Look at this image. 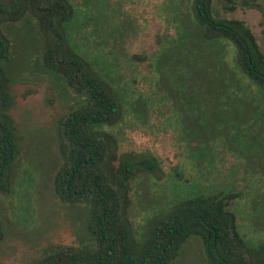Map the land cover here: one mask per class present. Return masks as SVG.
<instances>
[{
    "label": "rangeland",
    "instance_id": "rangeland-1",
    "mask_svg": "<svg viewBox=\"0 0 264 264\" xmlns=\"http://www.w3.org/2000/svg\"><path fill=\"white\" fill-rule=\"evenodd\" d=\"M69 1L77 19L73 30L77 34L70 38L80 54L97 71L114 80L125 98L126 94H141L146 99L138 109L141 117L133 119L137 109L126 104L122 123L111 131L118 141V154L149 152L163 171L157 183L142 178L131 186L128 215L135 230L140 232L153 213L174 200L201 190L228 193L234 185V192L243 196L233 208L241 232L248 239H263L264 215L259 208L264 203V117L257 115L254 123L252 116L257 111L264 112V102L246 105L243 118L251 120L242 121L237 112L244 105H208L205 62L197 59L191 66L186 62L187 70L171 68L178 77L175 90L162 74L168 64L155 60L160 51L167 59L181 52L174 39L178 28H182L180 38L186 36L183 44L188 40V44L195 43L190 35L193 28L188 33L184 26H192L189 3ZM246 4H253V0H213L218 15L241 20L250 28L264 54V0L256 2L258 7ZM178 19L183 21L182 27ZM5 33L11 55L5 68L15 98L10 115L20 153L12 168L11 190L0 194V264H29L49 244H89L85 232L87 208L65 204L53 191V178L61 165L57 122L81 98L41 69L40 40L31 21L7 25ZM205 45L199 48L206 53L208 44ZM232 53L228 44L217 51L219 71L230 78L237 72ZM134 55L140 59L135 61ZM173 264H205L199 242L188 240Z\"/></svg>",
    "mask_w": 264,
    "mask_h": 264
},
{
    "label": "trees",
    "instance_id": "trees-1",
    "mask_svg": "<svg viewBox=\"0 0 264 264\" xmlns=\"http://www.w3.org/2000/svg\"><path fill=\"white\" fill-rule=\"evenodd\" d=\"M257 1L246 6L258 7ZM186 2L190 6L192 26L186 28L180 19L177 22L188 33L193 28L191 40L196 41L183 44L186 36L180 38L182 28L176 29L174 39L181 52L167 59L160 51L155 57L161 64L164 61L168 64L163 76L168 77L176 90L178 77L171 68L187 70L186 62L190 66L197 59L205 62L208 105H244L237 112V118L251 120L243 118L247 112L245 106L264 102V54L255 36L243 21L218 15L213 0ZM226 9L233 10L227 6ZM76 20V10L69 0H0L1 195L11 190L12 168L20 153L10 115L15 98L5 68L11 61L5 27L31 21L40 40L41 69L81 98L57 122L61 165L53 178V191L61 202L87 208L85 232L89 244H49L29 264H173L190 239H196L201 245L205 264H264V238L248 239L238 225L233 208L235 201L243 196L234 192V185L228 193L201 190L185 199L174 200L153 213L140 232L135 230L128 215L131 186L142 178L157 183L163 178V171L158 159L149 152L118 154V141L111 131L122 123L126 104L137 109L133 119L141 117L138 109L146 99L141 94H126L125 98L114 80L97 71L80 54L70 38L77 34L73 31ZM205 44H208L206 53L199 48ZM226 44L233 50L232 63L237 70L233 78L219 71L217 51ZM133 59L137 61L140 56L134 55ZM257 115L264 117V112L257 111L252 119ZM245 210L248 211V204ZM259 210L264 215V203ZM2 238L0 221V241Z\"/></svg>",
    "mask_w": 264,
    "mask_h": 264
}]
</instances>
